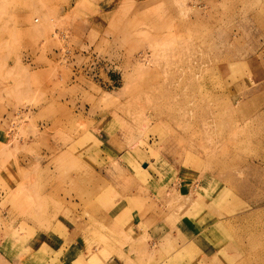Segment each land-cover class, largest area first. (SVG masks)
<instances>
[{
  "label": "rangeland",
  "instance_id": "1",
  "mask_svg": "<svg viewBox=\"0 0 264 264\" xmlns=\"http://www.w3.org/2000/svg\"><path fill=\"white\" fill-rule=\"evenodd\" d=\"M88 47L115 64L116 85L70 84L69 60H48ZM151 172L193 182L190 196L149 195ZM107 185L135 189L140 213L169 226L191 196L211 197L231 264H264V0H0V264H53L25 242L80 210L98 227ZM148 227L90 244L102 259L131 243L136 264L169 262L179 238Z\"/></svg>",
  "mask_w": 264,
  "mask_h": 264
},
{
  "label": "crops",
  "instance_id": "2",
  "mask_svg": "<svg viewBox=\"0 0 264 264\" xmlns=\"http://www.w3.org/2000/svg\"><path fill=\"white\" fill-rule=\"evenodd\" d=\"M81 52V54L74 53V57L69 62V65H72L69 68V83L80 85V80L87 81L89 79L99 87H104L105 84L112 86L113 81L108 78V70L116 73L115 64L110 65L107 63L101 54L90 50V47ZM58 55V52L48 54V60H58ZM34 58L35 56H30L26 61L32 69L41 73V85L49 89L47 79L51 76H49L51 71L46 65H33ZM78 58L82 60V62L80 61L81 63L78 62ZM92 59L103 62V69L98 70L96 77L91 74L90 70H84V67ZM53 98L52 96H47V100L49 101ZM151 174L146 179V189L149 195L157 197L161 190H171L174 188L177 190L179 197L190 196L193 182L180 181L176 183L178 181L176 179L160 176V174L157 175L153 172ZM117 181V184H119V180ZM80 183L88 185L87 178L80 179ZM115 183L114 181L111 182L113 186H117ZM203 184L204 182H200L202 188L204 187ZM134 191L135 189L131 193L128 191L129 193L120 194L118 189L107 185L103 191L97 192V196L95 197H99L96 199V205L99 204L101 208L94 212L95 217L98 218L97 222H100L98 227L89 228V221L87 219L88 210L84 211V213L82 210L76 211L73 212L75 216L71 214V217L75 219H68L65 215L59 216L58 220L47 231H35L32 237L26 242L24 241V248L32 250L34 253L37 252L45 255L53 261V264H88L90 259L93 258L96 259L93 264H136L134 256L131 254L134 249L131 250L129 246L132 245L131 243L127 242L129 245L117 248L119 256L111 255L106 256V259H102L98 254H107L109 252L105 251L103 247L91 245L90 243H93V241L89 234H95L97 233L96 231L112 230V232L115 231L122 234V238L120 237L119 240L132 242L135 240L137 232H143L145 225L148 223L150 227H148L147 232L151 239H154L156 234H160L159 238L164 234L163 240H169L170 238L167 236L169 232H172L179 238V248L171 255L170 261L165 264H231V260H229L225 251L227 232L224 228L221 229L220 226L218 228L215 225V220H213L214 218L210 213V209L215 207L211 197L205 194L191 196L192 202L187 205H181V217L173 225L169 226L165 222L166 216H161L163 217L162 220H153V215H148L145 212L142 215L138 204L141 201V197L134 193ZM72 204L80 205L81 202L77 203L74 200ZM202 213L205 214L206 220L211 219L209 216H212L213 219L209 223H206L203 219L199 218ZM76 217L80 218L78 222H75ZM209 224L210 231L216 229L218 232V235H215L217 243H212V239L204 237V233L209 232V229H204V226ZM146 252V248L144 247L142 254L146 255ZM258 254L257 259L259 260ZM212 257L214 261L212 259L211 263H208V259ZM184 259H187L188 262L184 261Z\"/></svg>",
  "mask_w": 264,
  "mask_h": 264
},
{
  "label": "built area",
  "instance_id": "3",
  "mask_svg": "<svg viewBox=\"0 0 264 264\" xmlns=\"http://www.w3.org/2000/svg\"><path fill=\"white\" fill-rule=\"evenodd\" d=\"M55 52H58V60L59 61H66V60H71V52L69 50H63V51H55ZM84 67V66H83ZM99 69H103V62H99L97 60H90L87 64V66L84 67V70L85 71H88L90 70L91 74L94 75V77L97 76L98 74V70Z\"/></svg>",
  "mask_w": 264,
  "mask_h": 264
},
{
  "label": "trees",
  "instance_id": "4",
  "mask_svg": "<svg viewBox=\"0 0 264 264\" xmlns=\"http://www.w3.org/2000/svg\"><path fill=\"white\" fill-rule=\"evenodd\" d=\"M108 78L113 81V85H116L118 83V79L115 78L114 74L112 72L109 73Z\"/></svg>",
  "mask_w": 264,
  "mask_h": 264
}]
</instances>
